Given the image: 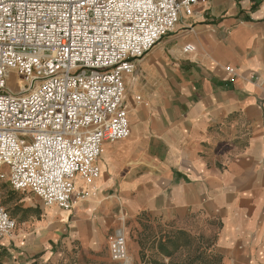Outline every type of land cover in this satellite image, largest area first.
I'll list each match as a JSON object with an SVG mask.
<instances>
[{"label": "crops", "instance_id": "obj_1", "mask_svg": "<svg viewBox=\"0 0 264 264\" xmlns=\"http://www.w3.org/2000/svg\"><path fill=\"white\" fill-rule=\"evenodd\" d=\"M126 89L130 136L104 143L94 193L62 209L21 190L34 198L10 214L0 264H121L110 239L128 246L136 228L129 255L144 264L148 223L213 233L223 264H264V0L201 1Z\"/></svg>", "mask_w": 264, "mask_h": 264}, {"label": "built area", "instance_id": "obj_2", "mask_svg": "<svg viewBox=\"0 0 264 264\" xmlns=\"http://www.w3.org/2000/svg\"><path fill=\"white\" fill-rule=\"evenodd\" d=\"M201 1L0 0V180L62 209L91 196L104 143L130 136L126 76ZM110 251L133 264L123 232Z\"/></svg>", "mask_w": 264, "mask_h": 264}, {"label": "rangeland", "instance_id": "obj_3", "mask_svg": "<svg viewBox=\"0 0 264 264\" xmlns=\"http://www.w3.org/2000/svg\"><path fill=\"white\" fill-rule=\"evenodd\" d=\"M160 41H162V39ZM138 62H137L136 70L138 68ZM21 84L22 81L17 77V75L13 74L12 79L10 81V85L12 89L18 90ZM127 98L128 96L126 93V99H125L126 106H127ZM22 196L25 198L27 197L34 198V195L29 192L22 193L21 191H15L14 189H12L7 179L0 180V202L13 217H15V215H17L20 218L25 216L24 209L21 206L22 203L19 200ZM137 231L138 229L136 228V230L130 232L131 239H129L128 237V249L131 243L132 242L134 243L135 240L137 239L136 236ZM189 233L195 236L192 246L182 247L170 257L158 253L159 250L157 246H155L154 248L152 247V239L153 238L165 239L168 235L172 234V232L170 233H168V231L164 232V230L159 229L158 227H156L155 224L152 223L146 224V227L143 226V230H141V233L139 232L138 236L140 238H143L142 241H140L141 247L143 248V252L145 253V255L148 254L149 255L148 257H150V260L146 263L144 262V264H169L171 261H185L189 258L190 259L196 258L197 256L198 258L195 264H203V262L206 259H209L212 264H220V262L217 259H215L216 251L214 249V236L212 235L213 233H209L208 235H201L200 233H196V232H192V233L189 232ZM209 244L210 247L208 248ZM198 246L202 247L201 250L202 249L205 250L197 251ZM200 253L201 256L199 257ZM221 263L223 264L222 260Z\"/></svg>", "mask_w": 264, "mask_h": 264}, {"label": "trees", "instance_id": "obj_4", "mask_svg": "<svg viewBox=\"0 0 264 264\" xmlns=\"http://www.w3.org/2000/svg\"><path fill=\"white\" fill-rule=\"evenodd\" d=\"M195 236L190 234L187 231L184 230H178L174 232L173 234L168 235L165 239H160L158 243V250L162 255L165 256H172L176 251H178L182 247H191L193 244ZM210 247V244L208 248ZM201 246L197 247V251L201 250ZM205 249H202L201 251H204ZM201 256V253L199 254V257ZM198 256L193 259H187L185 261H171L169 264H195ZM215 259H217L220 264L222 257L215 252ZM203 264H212L209 259H206Z\"/></svg>", "mask_w": 264, "mask_h": 264}]
</instances>
